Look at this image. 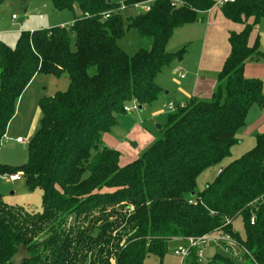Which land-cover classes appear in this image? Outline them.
I'll list each match as a JSON object with an SVG mask.
<instances>
[{"label":"trees","instance_id":"obj_1","mask_svg":"<svg viewBox=\"0 0 264 264\" xmlns=\"http://www.w3.org/2000/svg\"><path fill=\"white\" fill-rule=\"evenodd\" d=\"M50 1L55 11L76 6L80 15L68 26L22 32L13 47L0 42V144L33 77L68 80L65 91L39 101L26 163L0 164L1 177L21 173L29 188L41 191L42 209L29 213L0 199V264H10L20 246L29 255L24 264H143L148 255L161 259L170 240L215 232L228 236L253 264H264V134L201 191L196 184L229 157L250 107L264 104L262 82L243 76L244 65L261 57L257 41L250 46L248 40L264 18V0L218 8L243 28L228 34L229 54L215 90L208 99L176 105L163 138L124 167L102 135L126 103L143 107L156 100L157 73L180 57L165 53L166 41L211 10L214 0ZM146 2L148 11L123 17ZM130 30L149 47L133 55L123 51L117 42ZM237 218L243 237L232 228ZM216 261L233 264L217 254L211 263ZM198 263L191 250L186 264Z\"/></svg>","mask_w":264,"mask_h":264},{"label":"rangeland","instance_id":"obj_2","mask_svg":"<svg viewBox=\"0 0 264 264\" xmlns=\"http://www.w3.org/2000/svg\"><path fill=\"white\" fill-rule=\"evenodd\" d=\"M139 12H141V9L135 7L126 9L122 14L124 18H127ZM12 15L14 19H11ZM79 15V9L76 6L72 9L55 11L50 0H0V42L8 47H13L22 32L68 26ZM203 24L204 19H198L194 23L176 28L166 41L164 46L165 53L175 57L180 53V57L179 60L170 62L161 72L157 73L154 83L160 89V94L156 100L149 105L141 107V109L137 107L132 112L119 114L114 117L115 124L105 135L108 138L106 142L109 141L110 147H114L111 149H115L120 154V167H124L136 160L149 147V144L151 145L153 142L163 138L165 125L168 122V118L172 115V113L163 109V106L169 103H172L175 108L176 105H182V103L177 104L174 98L178 90L182 89L183 85L187 84L194 76L200 65L202 42L199 35H201ZM143 40L134 30H130L117 44L128 55H133L139 49H147L149 47V41ZM63 76L59 79L51 78L47 75L33 77L27 86L28 89L26 88L27 90L25 91L30 95L37 94L36 108H38L41 99L53 95V90L58 89L56 91L62 92L67 89V86L63 90L57 88L58 83L60 85L63 81L66 83L67 77L66 75ZM180 76H183L184 79L179 80ZM165 93H168V95H165ZM32 115L33 109H30L24 119L26 124L30 125ZM38 118H36V121L39 126ZM18 124L19 122L15 121L12 124V128L15 129ZM8 139L9 137L5 141H8ZM13 140H15V137ZM10 145H12L11 142L1 143L0 164L13 167L24 165L27 161V151H15V148ZM232 161V156L229 155L222 161L220 166L224 167ZM217 168L218 166L208 168L199 176L196 183L197 191H201L214 180L217 175ZM0 199L9 207H18L29 213L39 214L42 211L41 191L38 188H29L22 175L20 180L16 182L0 176ZM232 228L243 237L241 218H237L232 222ZM221 236L224 235L221 234ZM226 237L229 238L228 236ZM224 244L220 245L212 241L206 242L198 264H225L223 261L211 263V259L215 254L229 258L233 264H253L250 258H244L242 254L237 257L233 256L224 247ZM183 245V240H170L167 242L166 252L161 259L154 255H148L143 264H179L180 260L173 255V252Z\"/></svg>","mask_w":264,"mask_h":264},{"label":"crops","instance_id":"obj_3","mask_svg":"<svg viewBox=\"0 0 264 264\" xmlns=\"http://www.w3.org/2000/svg\"><path fill=\"white\" fill-rule=\"evenodd\" d=\"M217 10L218 8L213 7L211 10L199 14L198 19H204L202 32L201 35H199L202 42L200 65L190 81L183 85L182 89L178 90V93L174 98L177 104H185L192 98L208 99L211 96L216 87V75L220 71L224 60L229 54V46L227 43L228 34L231 32L238 33L243 28L242 25L233 24L224 19L219 10ZM255 41H257V49L261 54V57L258 61L247 62L244 65L243 76L247 79L260 80L262 82V95L264 97V18L260 19L257 25L254 27L249 37L248 43L250 46H252ZM38 76L40 75H36L35 77ZM50 77L55 78L52 76ZM183 79L184 78H179V80ZM65 81L66 83L63 81L61 82V85L58 83L57 88H61L63 90L66 86H68V80ZM26 88L24 91L28 89ZM56 90L52 91L53 95L58 92ZM165 95H168V93H165ZM36 98H38L36 93L30 95L27 94V91H25L23 94H21L16 103L15 113L7 125L5 136L1 143L11 142L12 145L10 146L15 148V151H27V142L37 130L38 123L36 118H40L39 108H36ZM30 109H33V115L31 123L28 125L25 123L24 119L30 112ZM22 113L24 114V117ZM15 121L19 122V124L18 126L16 125L14 129L12 128V124ZM105 134H103L101 138L102 144L107 148H114L110 147L111 144L109 141L106 142L108 138ZM261 134H264V104L262 106L255 104L250 107L245 117V125L237 132L235 136L237 142L230 148V155L232 156V159H238L240 155L242 156L246 152L250 151L254 146L256 136ZM8 137V141H5V139ZM14 137L15 140H13ZM17 139L25 140L26 143H18ZM7 148L9 147L7 146ZM221 168L222 166H218L216 172L217 174L220 172Z\"/></svg>","mask_w":264,"mask_h":264},{"label":"built area","instance_id":"obj_4","mask_svg":"<svg viewBox=\"0 0 264 264\" xmlns=\"http://www.w3.org/2000/svg\"><path fill=\"white\" fill-rule=\"evenodd\" d=\"M233 1L234 0H214V6L213 7L219 8V7L223 6L224 4L232 3ZM135 7L140 8L142 12H146L149 9V3L146 2V3L140 4V5H136ZM122 9H123V7H122ZM108 17H109V14L104 15V18H108ZM13 18H14V16H12V19ZM180 78H183V76H180ZM129 104H131V106H129ZM137 104H138V102L136 100H131V102L126 103L123 106L124 113L132 112L133 110H136V108L138 107ZM163 109H165L169 113H174L176 111V108L174 107V105L172 103L164 105ZM17 142L22 143V144L26 143V141L22 140V139H17ZM2 177L10 180L12 182H16V181L20 180L21 173L4 175ZM257 203L261 204L262 200H260V199L257 200ZM254 222H255V215H252L250 218V224L253 225ZM227 224H228V222H227ZM183 241H184V245L181 248H179L178 250H175L173 252V255L179 258V260H180L179 264H184V262L186 264V261L188 260V258L190 256L191 250H196L197 257H198V259H200L204 245L208 241H212V242L218 243L220 245L223 243H226V242H230V243L235 244L229 238H227L225 235L221 236L220 234H218L216 232L212 233V234H206V235H203L200 237H189ZM240 251L245 252L244 250H240Z\"/></svg>","mask_w":264,"mask_h":264},{"label":"water","instance_id":"obj_5","mask_svg":"<svg viewBox=\"0 0 264 264\" xmlns=\"http://www.w3.org/2000/svg\"><path fill=\"white\" fill-rule=\"evenodd\" d=\"M139 109H141V107H139ZM224 247L226 249H230L233 252V255L235 257L239 256L240 249L238 248V246L236 244H233V243H230V242H226L224 244ZM27 259H29V255L27 253V249L25 248V246H20V249L17 252V254L14 255L11 258L10 264H24V261H26Z\"/></svg>","mask_w":264,"mask_h":264}]
</instances>
